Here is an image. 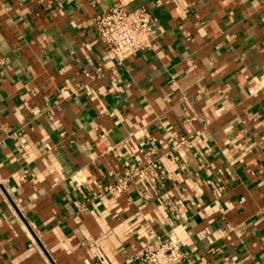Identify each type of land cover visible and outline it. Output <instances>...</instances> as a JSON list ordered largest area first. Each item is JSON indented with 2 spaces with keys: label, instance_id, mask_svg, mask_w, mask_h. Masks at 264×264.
I'll use <instances>...</instances> for the list:
<instances>
[{
  "label": "crops",
  "instance_id": "1",
  "mask_svg": "<svg viewBox=\"0 0 264 264\" xmlns=\"http://www.w3.org/2000/svg\"><path fill=\"white\" fill-rule=\"evenodd\" d=\"M119 1L159 32L121 63L91 27ZM166 233L264 264V0H0V264H140Z\"/></svg>",
  "mask_w": 264,
  "mask_h": 264
},
{
  "label": "built area",
  "instance_id": "2",
  "mask_svg": "<svg viewBox=\"0 0 264 264\" xmlns=\"http://www.w3.org/2000/svg\"><path fill=\"white\" fill-rule=\"evenodd\" d=\"M97 39L107 52L121 63L136 53L151 49L158 37L156 20L144 7L128 9L123 2L97 14L91 21ZM180 142L174 141L172 146ZM140 172L133 166L126 169L115 181L98 185V193L115 195L128 191L130 183ZM140 264H182L185 253L181 243L171 233H166L143 247L137 254Z\"/></svg>",
  "mask_w": 264,
  "mask_h": 264
}]
</instances>
